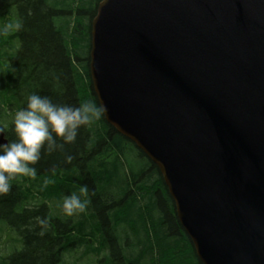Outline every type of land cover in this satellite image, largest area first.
<instances>
[{"label": "water", "instance_id": "95a60500", "mask_svg": "<svg viewBox=\"0 0 264 264\" xmlns=\"http://www.w3.org/2000/svg\"><path fill=\"white\" fill-rule=\"evenodd\" d=\"M90 71L200 261L264 264V0H102Z\"/></svg>", "mask_w": 264, "mask_h": 264}, {"label": "trees", "instance_id": "16d2710c", "mask_svg": "<svg viewBox=\"0 0 264 264\" xmlns=\"http://www.w3.org/2000/svg\"><path fill=\"white\" fill-rule=\"evenodd\" d=\"M101 1L0 0V31L20 25L0 35V127L9 140L12 118L29 94L73 106L99 103L90 54ZM136 150L103 117L82 128L63 152L42 153L36 180L17 178L0 197V221L22 244L0 264H203L157 165L139 150L142 161L126 171L122 159ZM83 185L89 189L82 197L89 200L86 213L64 216L57 203ZM38 216L48 220L43 236Z\"/></svg>", "mask_w": 264, "mask_h": 264}, {"label": "clouds", "instance_id": "9594fccd", "mask_svg": "<svg viewBox=\"0 0 264 264\" xmlns=\"http://www.w3.org/2000/svg\"><path fill=\"white\" fill-rule=\"evenodd\" d=\"M19 24L7 25L0 35H8L11 30H18ZM107 113L102 103L85 102L77 106L54 103L49 96L37 93L26 97L24 107L15 112L12 118L11 132L13 138L0 143V197L12 190V182L20 177L36 180L35 165L42 158V153L51 155L63 152L66 145L75 144L82 128L92 126ZM5 136V128L0 127V137ZM73 157L66 156V163ZM46 187V185H45ZM86 185L78 192L62 196L57 203L60 212L66 217L85 214L89 200ZM43 236L48 229L47 218L36 217Z\"/></svg>", "mask_w": 264, "mask_h": 264}, {"label": "rangeland", "instance_id": "374dc122", "mask_svg": "<svg viewBox=\"0 0 264 264\" xmlns=\"http://www.w3.org/2000/svg\"><path fill=\"white\" fill-rule=\"evenodd\" d=\"M122 161L125 164L126 171L129 172L130 171L129 165H131V163L134 166L136 162L139 163L140 161H142V159L139 156V150L132 151L131 155L129 156V159L124 157ZM5 225L7 226V224L0 221V258H7L22 249V244L17 245L15 241V240L21 241L18 234L11 230V236H9L8 229H10V227L8 226V229H7ZM124 229L127 230V232L124 231L127 234L128 229L127 228H124ZM2 230H5L4 235H1ZM122 232H123V229L119 230V234H121L122 236H125ZM127 241L128 240L126 238L124 244H126ZM71 250L76 251L75 248H71ZM72 264H75V262H73Z\"/></svg>", "mask_w": 264, "mask_h": 264}]
</instances>
